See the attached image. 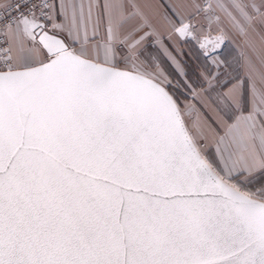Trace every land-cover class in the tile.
I'll return each mask as SVG.
<instances>
[{
	"label": "snow or ice",
	"instance_id": "snow-or-ice-1",
	"mask_svg": "<svg viewBox=\"0 0 264 264\" xmlns=\"http://www.w3.org/2000/svg\"><path fill=\"white\" fill-rule=\"evenodd\" d=\"M0 264H264V0H0Z\"/></svg>",
	"mask_w": 264,
	"mask_h": 264
}]
</instances>
